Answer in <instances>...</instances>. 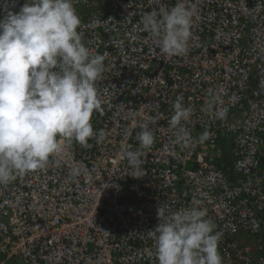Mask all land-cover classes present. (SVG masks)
Listing matches in <instances>:
<instances>
[{"label":"built area","instance_id":"built-area-1","mask_svg":"<svg viewBox=\"0 0 264 264\" xmlns=\"http://www.w3.org/2000/svg\"><path fill=\"white\" fill-rule=\"evenodd\" d=\"M73 2L85 44L108 54L97 81L103 111L91 121L103 136L88 147L59 138L46 167L0 185V264H158V208L168 215L193 197L221 234L223 264H264V0H183L195 9L193 35L188 53L171 57L140 19L177 0ZM14 3L18 11L25 0ZM177 96L193 108L184 147L170 126ZM143 124L155 143L133 178L122 153L139 147ZM75 162L84 174L73 182Z\"/></svg>","mask_w":264,"mask_h":264},{"label":"clouds","instance_id":"clouds-1","mask_svg":"<svg viewBox=\"0 0 264 264\" xmlns=\"http://www.w3.org/2000/svg\"><path fill=\"white\" fill-rule=\"evenodd\" d=\"M14 0H3L5 15L0 18V185L18 176L46 167L50 157L61 151L59 138L75 140L84 147L89 140L102 137L92 125L94 112L102 114L97 81L104 72L107 53H93L78 31L81 18L73 0H25L18 11ZM194 7L177 0L171 7L161 6L141 16L140 24L156 40L165 57L183 56L189 51ZM215 99L206 102L211 110ZM170 126L177 129L175 143H191L188 121L192 106L183 97L173 102ZM135 115V113H133ZM221 120L226 109L216 113ZM136 139L139 147L127 146L123 157L133 169V178L143 176L142 156L155 143L154 132L141 125ZM205 130L199 142L207 140ZM55 166L60 159L54 158ZM84 174L79 162L72 163L68 176L73 182ZM159 224L155 249L158 264H223L219 251L220 233L207 217L202 201L193 197L190 206L165 215L157 210Z\"/></svg>","mask_w":264,"mask_h":264},{"label":"trees","instance_id":"trees-1","mask_svg":"<svg viewBox=\"0 0 264 264\" xmlns=\"http://www.w3.org/2000/svg\"><path fill=\"white\" fill-rule=\"evenodd\" d=\"M227 161H228V162L230 161L229 158H227Z\"/></svg>","mask_w":264,"mask_h":264}]
</instances>
